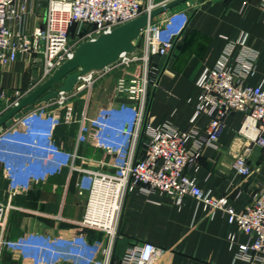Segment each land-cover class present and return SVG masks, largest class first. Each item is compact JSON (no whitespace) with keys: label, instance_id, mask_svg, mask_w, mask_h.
<instances>
[{"label":"built area","instance_id":"2783aa9c","mask_svg":"<svg viewBox=\"0 0 264 264\" xmlns=\"http://www.w3.org/2000/svg\"><path fill=\"white\" fill-rule=\"evenodd\" d=\"M33 0H0V75L3 68L18 57H28L29 67L45 80L57 67L70 58L84 41L110 32L158 5L153 0H46L43 21L29 32L23 30L25 15ZM259 7L263 14L264 0ZM162 19L153 17L133 39V50L122 52L116 61L102 69L82 73L71 91H58L57 96L42 101L9 126H0V166L7 181V200L0 201V252L3 246L17 252L31 264H54L70 259L71 264H111L112 242L122 205L128 191L137 187L143 194L168 192L178 204L185 195L194 197L212 212L221 211L229 223L236 224L247 241L239 244L235 258L246 264H264V186L251 201L237 210L225 196L204 192L186 170L193 165L206 147H215L226 118L236 111L244 113L238 130L261 151L264 164V76L257 84L246 83L255 71L248 56L238 67L227 65L236 47H243L246 33L228 39V48L215 66H206L196 80L199 89L189 126L177 130L169 123L152 125L148 118L151 89L158 84L160 70L152 62L154 56L171 57L187 24L171 10ZM159 15V14H158ZM17 24L14 30L11 23ZM71 28H74L73 30ZM121 71L115 78L112 101L106 111L90 119L95 142L106 155L113 157L112 172H104L76 163V150L66 152L52 140V132L60 122L73 121L70 100L82 91L90 94L94 83L103 76ZM27 93L15 89L9 97L0 87V100L9 102L3 114ZM50 108V109H49ZM64 109V112L61 110ZM206 116L205 128L196 122ZM85 113L81 118V125ZM254 129L253 137L247 135ZM250 145L234 157L233 169L240 175L250 174L247 160ZM142 155L137 156L139 150ZM66 169L81 173L78 190L86 203L81 227L101 231L109 241L90 242L82 233L42 235L29 232L18 240H5L11 198L28 189L32 180H43L48 174ZM234 234L228 239L234 243ZM167 250L151 242L127 248L118 264H164Z\"/></svg>","mask_w":264,"mask_h":264},{"label":"crops","instance_id":"0c3cea01","mask_svg":"<svg viewBox=\"0 0 264 264\" xmlns=\"http://www.w3.org/2000/svg\"><path fill=\"white\" fill-rule=\"evenodd\" d=\"M170 0H153L161 4ZM261 0H188L176 6L187 9V24L171 57L154 56L152 62L160 70L158 84L151 89L148 102V118L152 125L169 123L177 130H185L193 114L199 89L196 80L206 67L215 66L228 48V39L246 33L243 47H236L227 65L238 67V61L248 56L253 59L254 74L246 83L257 84L264 76V22L259 7ZM46 0H33L31 11L25 15L22 28L29 32L43 21ZM173 10V9H172ZM166 13L156 15L162 19ZM11 26L17 29V24ZM72 30L74 28H71ZM116 71L97 80L88 94L80 92L70 100L73 121H60L52 132V140L62 150H76V163L104 172H112L113 157L106 155L95 142L90 119L107 110L112 101ZM39 73L29 67L28 57L18 59L3 68L0 87L8 95L12 90L30 91L38 85ZM50 109V108H49ZM64 112V109L61 110ZM85 119L81 125V118ZM244 113L230 114L222 128L215 147L202 150L197 161L186 172L194 177L204 192L225 196L237 210H242L264 186V164L260 148L239 134ZM208 118L197 119L199 130L206 126ZM254 129L247 135L253 137ZM246 145L252 169L249 175L238 174L232 167L234 157ZM139 150L137 156L142 155ZM81 173L66 169L48 174L43 180H32L27 190L11 198L5 230V240L24 237L29 232L42 235L82 233L90 242L106 244L109 238L101 231L81 227L78 222L85 211V194L79 193ZM7 181L0 166V201L7 200ZM234 234V243L228 239ZM247 236L229 223L221 211L212 212L194 197L185 195L181 204L168 192L143 194L135 187L127 192L112 242L111 264H118L125 250L134 244L151 242L167 250L164 264H246L235 258L239 244ZM0 264H31L17 252L6 246L1 248ZM54 264H71L61 259Z\"/></svg>","mask_w":264,"mask_h":264},{"label":"water","instance_id":"95a60500","mask_svg":"<svg viewBox=\"0 0 264 264\" xmlns=\"http://www.w3.org/2000/svg\"><path fill=\"white\" fill-rule=\"evenodd\" d=\"M186 0H170L158 5L149 12L99 34L94 40L81 42L72 56L57 67L45 80L28 91L17 104L0 115V126H9L14 119L30 110L37 100L48 101L57 96L58 91L72 90L82 73L102 69L117 60L122 52L133 50V39L140 30L156 15L170 11Z\"/></svg>","mask_w":264,"mask_h":264},{"label":"rangeland","instance_id":"374dc122","mask_svg":"<svg viewBox=\"0 0 264 264\" xmlns=\"http://www.w3.org/2000/svg\"><path fill=\"white\" fill-rule=\"evenodd\" d=\"M186 1H188V0H186ZM185 2V1H184ZM177 6V5H176ZM176 6H174L173 8H171V10L173 9V11H175V12H177L179 15H180V17H182V18H184L186 15H187V13L189 12V6H187V9L185 10V9H177L176 8ZM41 83V82H40ZM37 85V84H36ZM35 85V86H36ZM35 86H33L32 88H34ZM31 88V89H32ZM13 91V90H12ZM22 91V90H21ZM28 92V91H27ZM10 97V96H9ZM9 101L7 100H5V99H3V100H0V110H3L5 107H6V105H7V103H8ZM42 105V101L41 100H37V102H36V105H35V107H37V106H41ZM38 108V107H37Z\"/></svg>","mask_w":264,"mask_h":264}]
</instances>
